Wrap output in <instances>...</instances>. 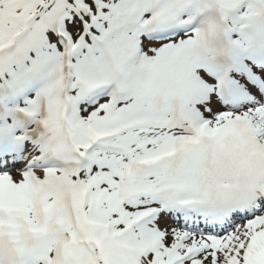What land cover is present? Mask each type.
<instances>
[{"label":"snow or ice","instance_id":"snow-or-ice-1","mask_svg":"<svg viewBox=\"0 0 264 264\" xmlns=\"http://www.w3.org/2000/svg\"><path fill=\"white\" fill-rule=\"evenodd\" d=\"M0 264H264V0H0Z\"/></svg>","mask_w":264,"mask_h":264}]
</instances>
